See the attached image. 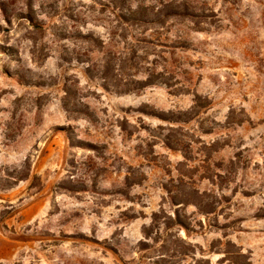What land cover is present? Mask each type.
Returning a JSON list of instances; mask_svg holds the SVG:
<instances>
[{"label": "rangeland", "instance_id": "1", "mask_svg": "<svg viewBox=\"0 0 264 264\" xmlns=\"http://www.w3.org/2000/svg\"><path fill=\"white\" fill-rule=\"evenodd\" d=\"M0 264H264V0H0Z\"/></svg>", "mask_w": 264, "mask_h": 264}]
</instances>
